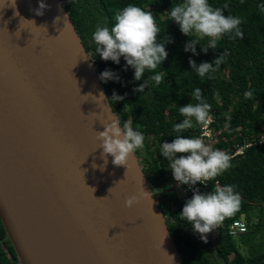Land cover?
I'll use <instances>...</instances> for the list:
<instances>
[{
  "label": "water",
  "instance_id": "water-1",
  "mask_svg": "<svg viewBox=\"0 0 264 264\" xmlns=\"http://www.w3.org/2000/svg\"><path fill=\"white\" fill-rule=\"evenodd\" d=\"M40 2L0 0V214L18 259L183 264L139 160L104 165L116 115L61 2Z\"/></svg>",
  "mask_w": 264,
  "mask_h": 264
},
{
  "label": "trees",
  "instance_id": "trees-1",
  "mask_svg": "<svg viewBox=\"0 0 264 264\" xmlns=\"http://www.w3.org/2000/svg\"><path fill=\"white\" fill-rule=\"evenodd\" d=\"M89 55L99 81L103 86L114 114L122 123L131 119L134 130L145 136L143 154H135L151 192L158 204L183 264H264V0H208L216 8H223L224 15L241 17L244 38L235 40L225 36L216 50L207 53L202 45L196 46L197 55L185 52V45L193 38L184 36L179 26L169 19V10L179 0H59ZM128 4L151 11L161 28L159 41L165 44L168 58L158 72L165 74L159 86L148 82L144 92L134 89L144 81L134 80V70L120 63L104 61L96 52L92 35L97 24L113 26L117 9ZM205 40L203 43H206ZM228 56L215 73V79L201 80L189 64L197 66L211 63L219 55ZM110 70L119 79L103 82L100 75ZM148 73L144 79H147ZM199 88L203 98L211 105L213 120L209 124L213 149L232 156V167L218 177L220 184L235 185L242 197L240 210L227 218L216 233L207 234L206 241L194 232L193 227L180 218L184 204L192 198L184 188H178L169 161L161 156V145L171 143L175 137L174 125L182 123L179 107L197 103L192 97ZM252 92L246 97V92ZM123 97L112 100L113 93ZM231 119H228V117ZM201 126L184 131L185 137H200ZM240 151V153H237ZM214 181L202 192L211 191ZM246 225L244 234L232 237L228 228L234 221ZM0 264H22L14 244L9 238L0 214Z\"/></svg>",
  "mask_w": 264,
  "mask_h": 264
},
{
  "label": "clouds",
  "instance_id": "clouds-1",
  "mask_svg": "<svg viewBox=\"0 0 264 264\" xmlns=\"http://www.w3.org/2000/svg\"><path fill=\"white\" fill-rule=\"evenodd\" d=\"M46 7L41 0L36 14L43 15ZM228 7L224 4L223 8H214L208 0H179L178 3L173 4L168 11L169 19L179 26L184 36L193 38L185 45V52L190 51L193 55H197V45H202L204 53H207L209 49L216 50L225 36L233 40L244 38L241 29L242 18L225 16L223 9ZM259 7L264 10V5ZM160 34L161 28L151 11L128 4L115 11L111 28L97 24L92 40L96 45V52L104 61L119 64L120 58H124L126 66L134 70V80L144 81L134 89L135 92L142 93L149 81L154 86H159L165 81V74L158 72L157 69L167 60L165 44L171 41L166 38L158 42ZM205 40L207 42L203 43ZM227 56L228 53L224 52L211 63L202 62L199 66L190 59L189 64L201 80H213ZM146 73L149 75L147 79H144ZM100 79L107 82L112 79L118 80L119 77L112 71L105 70L101 73ZM245 96L251 97L252 92H246ZM192 97L197 103L179 107L178 111L183 121L174 125L173 130L177 135L171 143H163L160 151L161 156L169 161L173 177L180 185L207 186L209 182H215L209 192L201 193L196 189L179 215L206 241L207 234L213 232L227 218L234 216L240 210L242 197L235 190V185L222 186L217 179L232 167V156L225 151L213 149L199 137L181 135L197 125L207 126L213 120L210 114L211 105L203 98L199 88L193 91ZM105 98L104 93L101 92L100 99ZM122 99L123 97L113 93L112 100L118 102ZM228 119L231 117L229 116ZM103 126L104 131L97 132L96 138L100 141L98 148L103 149L101 158L104 160V165H107L109 155L113 157L112 163L115 166L127 167L129 158L133 157L137 151L143 154L145 136L139 130V125L134 130L131 119L125 120L121 125V121L115 117L111 123ZM93 167L97 165L93 164ZM100 170L103 171L104 166H100ZM140 195L150 197L149 193L143 189ZM137 203H139V197L130 196L125 200V207L131 208Z\"/></svg>",
  "mask_w": 264,
  "mask_h": 264
},
{
  "label": "built area",
  "instance_id": "built-area-1",
  "mask_svg": "<svg viewBox=\"0 0 264 264\" xmlns=\"http://www.w3.org/2000/svg\"><path fill=\"white\" fill-rule=\"evenodd\" d=\"M206 128H208V125L206 126ZM203 130V129H202ZM203 134V133H202ZM205 137V136H204ZM237 153H240V151H238ZM177 182V181H176ZM178 183V182H177ZM210 183V182H209ZM179 186L183 187L186 192H188L190 195L193 196L194 191L196 189H198L201 193L209 186V184L207 186L205 185H200L197 184L195 186H189V185H180L178 183ZM246 232V225L244 222L242 221H234L230 224L229 228H228V234L232 237L244 234Z\"/></svg>",
  "mask_w": 264,
  "mask_h": 264
},
{
  "label": "rangeland",
  "instance_id": "rangeland-1",
  "mask_svg": "<svg viewBox=\"0 0 264 264\" xmlns=\"http://www.w3.org/2000/svg\"><path fill=\"white\" fill-rule=\"evenodd\" d=\"M209 124H210V123H209ZM209 124H208V128H206V126H203V127L201 126V129H203V130H202V133H203V134H201L199 138L203 139L202 136H205V137H207L208 139H211L212 130H210V128H209ZM198 127H199V125H198ZM203 140H204V139H203ZM204 142L212 147V143H211V142H207V141H205V140H204ZM176 186L178 187V185H176ZM211 233H216V229H215L213 232H211Z\"/></svg>",
  "mask_w": 264,
  "mask_h": 264
},
{
  "label": "bare ground",
  "instance_id": "bare-ground-1",
  "mask_svg": "<svg viewBox=\"0 0 264 264\" xmlns=\"http://www.w3.org/2000/svg\"><path fill=\"white\" fill-rule=\"evenodd\" d=\"M40 262L42 263V262H43V260H40Z\"/></svg>",
  "mask_w": 264,
  "mask_h": 264
}]
</instances>
